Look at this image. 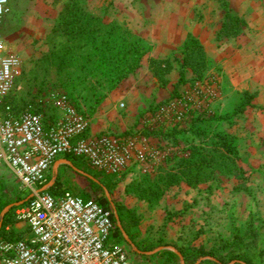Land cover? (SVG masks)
<instances>
[{
    "label": "rangeland",
    "instance_id": "rangeland-1",
    "mask_svg": "<svg viewBox=\"0 0 264 264\" xmlns=\"http://www.w3.org/2000/svg\"><path fill=\"white\" fill-rule=\"evenodd\" d=\"M227 2L231 14L247 24L236 37L221 33L225 15L221 0H86L92 13L120 23L152 51L112 94L110 101L116 99V105L97 119L99 126L107 119L111 127H127L123 136L136 143L129 166L117 176L105 174L113 177L110 201L102 188L104 193L94 190L87 177L73 169L64 170L57 190L81 198L88 195L98 202L105 195L113 209L116 205L133 211L135 241L126 240L123 225L114 216L113 231L121 227L124 240L111 234L107 242L121 247L130 264H215L211 254L220 264H233L242 257L264 264V0ZM65 4L66 0H7L6 12L0 16V40L22 66L16 107L19 111L28 105L40 108L47 122L62 114L58 102L66 94L53 77L45 78L36 61L49 49L47 38ZM188 34L202 45L208 67L200 79L188 70L185 82L178 84L177 62ZM151 59L171 60L174 68L165 76L166 84L151 72ZM244 91L255 94L252 106L230 123L215 121L213 117L232 112ZM186 97L192 102L183 104ZM75 99L90 128V98L76 93ZM133 116L137 122L128 127ZM218 130L237 139L238 172L196 189L171 186L154 208L149 207L141 198L144 179H157L163 169L174 165L170 160L174 155H188L187 149L199 145L197 134ZM25 194L1 164L0 197L14 204ZM250 224L258 233L256 246L229 253L225 246L245 234ZM168 251L178 259L170 258Z\"/></svg>",
    "mask_w": 264,
    "mask_h": 264
},
{
    "label": "trees",
    "instance_id": "trees-1",
    "mask_svg": "<svg viewBox=\"0 0 264 264\" xmlns=\"http://www.w3.org/2000/svg\"><path fill=\"white\" fill-rule=\"evenodd\" d=\"M221 4L225 12L221 33L226 37H236L247 27V24L243 19L231 14L227 0H221ZM47 43L49 49L36 61L37 67L46 79L54 78L55 83L66 94L69 104L77 111L81 112L75 99L76 93L87 94L92 102L89 107L91 114L96 112L109 94L140 69L142 61L152 51L149 44L120 23L106 21L102 16L92 13L87 7L86 0H66L65 6L58 13L51 27ZM181 55V60L177 62L178 84L185 82L188 70L196 79L203 77L208 67L207 57L202 45L193 35L186 36ZM149 67L158 81L165 84L167 83L165 76L174 68L170 59H151ZM254 99L255 94L244 91L238 94V102L232 112L213 118L217 122L230 123L251 107ZM10 103L15 112H20L16 107L15 96L10 99ZM37 111L42 113L40 108H37ZM148 134L155 137L160 135V133ZM197 136L199 145L187 149L188 155H174L170 158L171 161L174 160L172 167L168 170L163 169V173L157 179H144L146 187L143 189L141 187V198L149 207L154 208L164 196L165 190L171 186L182 184L196 189L217 177H227L238 172L240 156L237 139L234 136L219 130L211 134H197ZM67 158L77 169L92 177L87 180L94 186V190L103 192L104 188L110 195L112 194L114 176L108 177L101 172L90 170L84 161L78 163L76 157L67 156ZM95 181L99 182V185H96ZM27 196L28 193L15 202L25 201ZM83 199L90 198L86 195ZM25 203L26 201L20 206H24ZM98 203L111 211L113 222H115L114 216L118 218L124 232L133 243L137 236L132 223L133 211L116 205L113 209L105 195ZM9 204L11 203H6L0 197V214ZM18 207L12 208L4 216L0 230V243L18 240L10 230L15 223L14 212ZM7 227L8 231H6ZM112 234L122 238L118 227L112 231ZM257 241L258 233L250 224L245 234L236 236L225 248L229 253H236L244 247H255ZM167 254L170 258L178 259L173 252L168 251ZM182 256L186 260V256ZM210 257L216 260L213 263L220 264L221 261L214 254ZM233 264L252 263L249 258L242 257L233 261Z\"/></svg>",
    "mask_w": 264,
    "mask_h": 264
},
{
    "label": "built area",
    "instance_id": "built-area-1",
    "mask_svg": "<svg viewBox=\"0 0 264 264\" xmlns=\"http://www.w3.org/2000/svg\"><path fill=\"white\" fill-rule=\"evenodd\" d=\"M6 4L0 0V16ZM21 75L20 60L0 40V164L29 195L15 211L16 221L24 223L29 234L0 244L1 264H130L121 247L107 244L114 229L111 211L68 191L54 195L45 184L61 156L83 158L90 168L117 176L129 166L135 141L88 135L87 117L64 95L58 102L62 114L51 121L33 105L15 112L10 99L22 90ZM182 102L191 103L192 98Z\"/></svg>",
    "mask_w": 264,
    "mask_h": 264
},
{
    "label": "crops",
    "instance_id": "crops-1",
    "mask_svg": "<svg viewBox=\"0 0 264 264\" xmlns=\"http://www.w3.org/2000/svg\"><path fill=\"white\" fill-rule=\"evenodd\" d=\"M118 90V88L113 91L111 94H109V96L106 98V100L101 104V106H99V108L97 109V111L92 115L91 119L92 120V125L91 127L88 129L87 131V134L90 135V136H99V135H103V134H108V135H113V136H123V132L125 130H127V127H123L121 126V124L117 125V126H109V124L107 123L108 120L106 119L105 121H103L102 125L99 126L97 123V119L99 118V116L102 114V112L104 110H109L111 109L112 107H114L116 105V103L118 101H110V98L112 97V94L115 93L116 91ZM137 122V117L136 116H133L130 121H129V125L128 127H133L134 124ZM107 124V125H106ZM111 130L110 133L108 132V130ZM78 162V161H77ZM85 162V161H84ZM79 163V162H78ZM82 163V162H81ZM1 165V164H0ZM85 165H87L88 168H90L88 166V164L85 162ZM4 166V165H3ZM75 170L77 173H80L82 172L84 174H86L85 172H83L82 170H79L77 169L73 163L71 162V160H69L67 158V156H61V157H58L51 169L49 170L48 174H47V178H46V184H45V188L50 192L52 193V189H55V192L54 195H60L64 189L62 191H58L57 190V187H58V182L60 181V177L61 175H63V172L64 170ZM62 172V173H61ZM81 174V173H80ZM88 175V174H87ZM85 176V175H84ZM88 178V177H87ZM55 185H57L55 187ZM66 191V190H65ZM76 196H79V195H76ZM80 197V196H79ZM20 203V202H19ZM14 204H18V203H14ZM14 204H9V205H14ZM9 205H7L6 207H8ZM20 206V205H19ZM5 207V208H6ZM15 207H18V206H14L13 208ZM4 208V209H5ZM3 209V210H4ZM12 209V208H11ZM10 209V210H11ZM2 210V211H3ZM8 210L5 215L10 211ZM2 213V212H1ZM4 215V216H5ZM1 216V214H0ZM4 216L2 218V222H3V219H4ZM15 216V215H14ZM2 228V223H1V227H0V230ZM9 228L7 227L6 228V231H8ZM10 230L13 231V235L15 238H17L18 240L19 239H22V238H25L27 236V227L24 223H21V222H17L16 219H15V223L13 224L12 227H10ZM26 235V236H25ZM0 260H1V257H0ZM0 264H1V261H0Z\"/></svg>",
    "mask_w": 264,
    "mask_h": 264
},
{
    "label": "water",
    "instance_id": "water-1",
    "mask_svg": "<svg viewBox=\"0 0 264 264\" xmlns=\"http://www.w3.org/2000/svg\"><path fill=\"white\" fill-rule=\"evenodd\" d=\"M81 174H83L82 172H80ZM86 177H88V178H90V179H92V177H90L89 175H87V174H84ZM95 182H97V181H95ZM98 183V182H97ZM99 184V183H98ZM103 190H104V192H105V195H106V197H107V199L110 201V194H109V192L106 190V189H104L103 188ZM29 199V197H27V199L25 200V201H27ZM25 201H22V202H20V203H18V204H14V205H9L8 207H6L3 211H2V213H1V216H0V227H1V223H2V218H3V216L5 215V213L8 211V210H10L11 208H13L14 206H19V205H21L22 203H24ZM115 219L118 221V218L115 216ZM119 223V222H118ZM120 225V224H119ZM120 231L121 232H123V229L120 227ZM126 240L130 243V241H129V239L126 237ZM159 250H161V249H159ZM158 250V251H159ZM140 253V252H139ZM144 254H146V255H151V254H153V252H151V253H144ZM179 257H180V259H181V262L183 263V261H182V257L179 255Z\"/></svg>",
    "mask_w": 264,
    "mask_h": 264
}]
</instances>
